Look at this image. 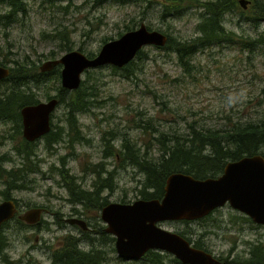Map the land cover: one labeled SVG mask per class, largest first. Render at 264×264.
<instances>
[{
  "label": "rangeland",
  "instance_id": "rangeland-1",
  "mask_svg": "<svg viewBox=\"0 0 264 264\" xmlns=\"http://www.w3.org/2000/svg\"><path fill=\"white\" fill-rule=\"evenodd\" d=\"M26 1L25 14L19 15L16 21L6 27L0 25V65L8 67L9 74L19 64L28 66L34 63L39 67L53 58H48L50 55L47 53H52L55 58L61 57L67 52L61 49L63 41L60 39L65 32L71 50L81 48L79 51L84 54H97L103 45L102 40L107 37H111L107 41L118 38L119 32L126 31V25L137 29L140 23H144L162 33L163 30L168 32L172 38L188 40L195 36V25L200 19L199 6L190 4L184 7L183 14L178 18H162L161 7L168 4L167 0H154L147 8L146 2L120 4L113 0H104L100 4H95L94 0H54L53 3L48 0ZM193 1L194 4L203 3V0ZM246 8L235 7L236 13L225 14L222 23L228 30L250 39L264 32V22L257 23L256 27L245 20L253 14ZM6 9L5 6L0 7L2 12ZM51 35H56L55 40H50ZM143 52L145 57L133 59L138 69L129 78L121 76L120 72L114 73L109 66L88 68L81 74L82 80L88 78V83H96L98 99H104L102 107L92 105L88 112L77 113V123L80 124L82 134L90 139L88 144H71L69 136H61L51 149L43 147V139L34 146L38 157L42 159L41 172L30 176L33 179L31 188L17 193L8 192V196L42 205L49 209V213L42 215L40 225L27 227L12 222L5 227L8 246L4 253L14 264L49 263L50 249L59 247L64 235L70 233L76 236L81 229L66 221L68 217L78 215L69 214L72 204L66 198L62 178L55 169L64 160L69 172L75 174L77 181L87 188L93 176L83 174L81 168L85 164L103 161L110 169L114 168L117 161L113 164L112 158H103L101 155L100 134L105 133V129L115 128L127 132L130 138L141 143L145 136L134 125L141 118L150 117L158 131L168 133H184L189 124L219 128L232 121L245 123L264 119V46L251 50L226 43L206 47L190 56L189 64H184L169 49L145 46ZM25 58H29L27 63H24ZM8 76L0 79L1 96L8 91L10 81L4 80ZM59 83L48 76L45 82L39 84L40 87L34 86L33 89L38 98L46 100L45 94H56ZM64 106H58L52 119L59 125L69 127L68 109L65 106L64 115ZM10 125L0 118V155H6L10 160H1L0 165L16 168L21 159L17 154L18 139L11 137L13 130ZM199 126L196 128L206 129ZM57 128L60 129L59 126ZM115 169L114 190L110 194L104 191L103 194H108L109 201L135 200L139 196V176L130 166L119 165ZM3 182H0V201L6 194L2 192ZM25 183L28 184V181ZM77 207L80 208V205ZM57 211L62 214L56 216ZM95 213V210H90L82 216L89 224V240L94 244L85 239L79 240L78 249L90 252L92 248H101L106 251L109 264H140L139 260L119 259L116 251L111 249L114 242L106 240L102 243V238L95 231L100 226L104 229L106 224L99 217L100 211L98 217ZM242 215L226 204L200 223L163 221L160 225L171 231L184 232L193 239L204 233L202 240L214 251L222 253L231 246L232 237L236 238V228L225 232V222L230 223V219L238 221L236 217ZM239 222V226H234L246 231H252L256 225L242 220ZM246 231L240 233L241 236L254 240L256 235L246 234ZM226 235H230V240L224 238ZM259 239L264 244V227L260 228ZM237 244L238 249L246 247L240 242ZM172 258V255L167 256L166 264H180L172 261ZM107 262L104 260L103 264ZM57 263L60 264V261Z\"/></svg>",
  "mask_w": 264,
  "mask_h": 264
},
{
  "label": "trees",
  "instance_id": "trees-1",
  "mask_svg": "<svg viewBox=\"0 0 264 264\" xmlns=\"http://www.w3.org/2000/svg\"><path fill=\"white\" fill-rule=\"evenodd\" d=\"M48 1L53 3L54 0ZM103 1L94 0L95 4H100ZM113 1L120 4L146 2V8L154 2V0ZM167 1L168 4L161 7L160 16L162 18L180 16L183 14L184 7L189 4L199 6L200 19L195 25L194 37L188 40H180L176 37L172 38L168 32L163 30L168 39L161 48L174 51L184 64H189L190 56H193L200 49L223 43L234 46L240 45L247 50L264 46V32H259L255 37L248 39L235 31L228 30L222 23V17L225 14L227 16L236 13L235 7L242 8L239 5V0H203L201 4H194L193 0ZM2 6L7 7L5 11H0V25L4 27L16 21L19 15H23L27 11L26 0H0V7ZM247 8L253 14L250 19L246 18L245 20H249L248 22H252L256 27H258L257 23L264 22V0H249ZM125 28L127 31L132 29V26L126 25ZM148 28L151 27L148 26ZM59 34L61 35V32ZM121 34L122 32L118 33L119 36ZM54 36L56 37V35H51L50 40H55ZM110 38H104L102 42L104 43ZM60 39L63 41L61 49L65 51L71 50L72 47L69 45L66 32L63 36H60ZM86 54L89 57L95 55L92 52H87ZM46 55H50L48 58L55 57L52 53H47ZM145 56L146 54L141 49L137 52L135 58L142 59ZM27 60L29 58H25L24 63H27ZM15 62L17 64V61ZM34 67H37V64L30 63L28 66L25 64L15 65L12 69L13 72L11 70L9 76L4 79L10 81L7 93L3 96L0 95V118L11 124L10 126L13 130L11 137L18 139L17 148H19L18 152L21 159V163L16 169H7L0 165V177L5 176L6 178L5 192H19L31 188L33 179L30 176L41 172L40 161L42 159L38 157L37 150L34 149L37 144L34 141H26L25 138L21 137L19 109L25 104L40 99L33 88L34 86L40 87L39 84L45 82L48 76H51L59 83L60 71L52 69L49 72H42L38 67ZM109 67L113 69L114 73L120 72L121 76L126 78L135 75L138 69L134 64V60L122 68ZM89 80L88 78L82 80L79 87L72 91L62 88L60 83L57 85L55 96L68 109L67 121L71 125H69L68 129H64L63 126L53 121L49 132L42 136L45 149H51L61 136H69L68 139L71 144L84 145L89 143L90 139L82 134L80 124L73 118L74 114L83 113V111L88 112L92 105L102 107L104 103L103 98L98 99L96 83L94 81L88 83ZM50 96L51 94H45L47 98ZM65 113L66 111H64V115ZM134 125L135 128L141 129L145 136L141 143L130 138L127 132L119 131L115 128L105 129V133L100 134L102 157L112 158L113 164L115 163L114 161H117V163L112 169L103 161L85 164L82 168L83 174H92L93 176L89 187L86 188L77 181L78 177L69 172L64 160H61V165H57L58 168L55 171L57 170L58 175L62 178L67 192L66 198L72 204L74 212L84 215L90 210H95L98 217V210L100 211L109 202L108 194L114 190L116 185L115 168L119 165L132 167L139 176L137 182V186L139 185V196L136 199H150L163 196L166 179L172 173H189L196 178L215 177L222 173L223 167L229 160L254 153H260L264 157V119L245 123H241L239 120L232 121L225 127L219 128L189 124L184 133L158 131L150 117L141 118ZM58 126L60 129L57 128ZM196 126L206 129H199ZM155 145L157 146L156 148ZM6 158L5 155H0V162L1 159ZM108 164L112 163L109 162ZM26 180L28 184L25 183ZM104 191H107L108 194H103ZM120 202L128 203L130 201L121 199ZM76 205H80V208H76ZM210 214L205 216L203 220L207 219ZM12 222L17 224V220H15L5 223L4 227L9 226ZM179 222L191 223L189 220ZM87 225L89 227L88 223ZM95 232L102 238L103 244L106 240L109 242L114 241V237L105 233L102 226ZM178 233L191 241L195 247L209 251L208 244L201 238L204 233H200L195 239H192L190 235L186 236L184 232ZM90 236L88 231L81 229L76 233V236H72L70 233L64 235L62 244L55 252H52V257H54L52 263L59 264L57 262L60 261V264H103L104 260L107 262L106 251L101 248H92L90 252L78 249L79 240L85 239L94 244L89 240ZM102 243L99 242L100 245ZM7 246L6 236L4 235L2 239L0 233V252L5 250ZM111 249L115 251L113 244H111ZM167 256H169L168 253L149 250L139 261L140 264H166L165 258ZM172 261L178 260L173 257ZM224 264H264V244L261 240L252 244L249 258L236 257Z\"/></svg>",
  "mask_w": 264,
  "mask_h": 264
},
{
  "label": "water",
  "instance_id": "water-1",
  "mask_svg": "<svg viewBox=\"0 0 264 264\" xmlns=\"http://www.w3.org/2000/svg\"><path fill=\"white\" fill-rule=\"evenodd\" d=\"M245 8L247 0H240ZM167 36L144 23L128 30L116 39L103 43L94 57H87L79 50H70L61 57L40 65L49 71L60 64V83L68 90L76 89L81 74L88 68L113 65L121 68L133 60L146 45L163 46ZM9 69L0 66V79ZM58 103L57 97L23 106L20 110L23 136L30 141L49 130L51 111ZM229 204L245 213L255 223L264 225V158L260 154L244 156L228 162L217 177L195 178L186 173L170 174L161 198H138L129 203L110 202L100 212L107 225L105 231L115 237L117 255L124 260H138L148 250H160L172 254L182 264H220L211 253L194 247L179 233L167 230L159 224L163 221L195 220L215 208ZM43 208L36 207L19 215L28 224L40 220ZM17 209L12 200L0 203V227L12 218ZM67 222L85 227V221L71 217Z\"/></svg>",
  "mask_w": 264,
  "mask_h": 264
},
{
  "label": "flooded vegetation",
  "instance_id": "flooded-vegetation-1",
  "mask_svg": "<svg viewBox=\"0 0 264 264\" xmlns=\"http://www.w3.org/2000/svg\"><path fill=\"white\" fill-rule=\"evenodd\" d=\"M51 59H55V57H53V58H51ZM50 60V59H49ZM39 68V70H41L40 69V66L38 67ZM60 68H61V66L60 65H58V66H56L55 68H53V69H58L59 71H60ZM42 71V70H41ZM37 102H39V100L38 101H35V102H33V103H37ZM29 104H31V103H29ZM26 105V104H25ZM59 105H63L64 106V104H63V102L62 103H59L58 104V106ZM24 106V105H23ZM58 106L57 107H55L54 109L56 110L57 108H58ZM53 109V111H52V113H54V110ZM20 110H21V108H20ZM63 111H66V108H65V106H64V109H63ZM50 114V118H49V124H50V128H51V124H52V122H53V119H52V115L53 114ZM21 115V114H20ZM19 115V117H20V122H21V124H20V131H21V137H23V138H25L24 136H23V132H22V130H23V124H22V118H21V116ZM73 118L74 119H76L77 120V114H74V116H73ZM62 126V125H61ZM64 127V129H68V126H63ZM10 128H11V126H10ZM12 129V128H11ZM50 130V129H49ZM41 139H43V137H41V138H38V139H36V140H34V142H35V144H37ZM25 140H26V138H25ZM27 141V140H26ZM30 141V140H29ZM43 142H44V140H43ZM18 155H19V153H17ZM6 156V155H5ZM2 161H4V162H9L10 160H9V158L7 157L6 159H1ZM3 167V166H2ZM4 168H6V167H4ZM83 168V167H82ZM82 168H81V170H82ZM7 169H16L15 167H10V168H7ZM3 179H5V176H2V177H0V182H1V184H2V182H3ZM3 184H4V188H5V181L3 182ZM3 193H6L5 194V196L3 197V198H1V201L0 202H2V201H7V200H12L13 201V203H14V206H15V208L17 209V211L15 212V214H14V216L11 218V221H15V220H17V223H20V224H23V225H25V226H27V227H32V226H34V225H30V224H26L25 222H23V220L22 219H20L19 218V215H21V214H23L24 212H26L27 210H30V209H32V208H35V207H42L44 210L42 211V213H41V215H43V214H47V213H49V209L48 208H46V207H44V206H42V205H35V204H33V203H30V202H27V201H25L24 199H21V198H17V197H14V196H12V195H9L8 196V192H5V190H3L2 191ZM19 192H21V191H19ZM15 193H17V191L15 192ZM70 213L69 214H72V215H78V216H73V217H76V218H79V219H83L82 218V216H83V214H78V213H76V212H74L73 210H72V206H71V210L69 211ZM60 214H62V213H60V212H58L57 211V213H56V216H60ZM96 214V213H95ZM95 214H93V215H95ZM69 218V217H68ZM204 218V217H203ZM203 218H200V219H197V220H192L191 222H202L203 221ZM62 219H66V218H62ZM236 219H238V221H236L235 219H234V221H232L233 219H230V223H228L227 221L225 222V224H224V229H225V232L226 231H229V230H231L232 228H236V238L235 237H232V239L230 240V235H226L224 238H226L227 240H230L231 241V246L226 250V251H222V253H218V252H216V251H214V249H212V247L211 246H209L208 245V250L209 251H207V252H209V253H211L215 258H217L219 261H220V264H224V263H226L228 260H232V259H234V258H236V257H238V258H249V256H251V245L252 244H255V243H257V242H259L260 241V239H259V231H260V228L261 227H264L263 225H260V224H257V223H255V222H253L248 216H246V215H242V216H240V217H236ZM84 220V219H83ZM239 220H242V221H244V222H247V223H250V224H253V223H255L256 225H255V227H253L252 228V231H246L245 229H237V227L239 226V224H240V222H239ZM87 222V221H86ZM216 222V221H215ZM235 224H234V223ZM214 225H216V223L214 224ZM234 225H238V226H234ZM88 225H85V227H80L81 228V230H85V231H87L88 229H89V227H87ZM4 229H5V227H4V225H3V227L0 229V233H1V238L3 239V236L5 235L4 234ZM244 231H246V234H254V235H256V237H255V239L254 240H252V239H250L249 237H243V236H241V234L240 233H242V232H244ZM226 234V233H225ZM186 235V234H185ZM6 236V235H5ZM186 238V237H185ZM187 239V238H186ZM193 239V238H192ZM188 240V239H187ZM6 241H7V237H6ZM191 242V241H190ZM238 242H240V243H242V244H244V245H246V247H244L243 249H238ZM191 245H193V243L191 242ZM194 246V245H193ZM195 247V246H194ZM197 248V247H196ZM58 249V247L57 248H55V249H53V250H51L50 249V253H49V263H45V264H53L52 263V261H53V259H52V252H55L56 250ZM199 249H201V248H199ZM5 252V250H2L1 252H0V264H14L13 262H11L10 260H9V258L7 257V255L4 253Z\"/></svg>",
  "mask_w": 264,
  "mask_h": 264
},
{
  "label": "bare ground",
  "instance_id": "bare-ground-1",
  "mask_svg": "<svg viewBox=\"0 0 264 264\" xmlns=\"http://www.w3.org/2000/svg\"><path fill=\"white\" fill-rule=\"evenodd\" d=\"M175 173H177V172H175ZM181 173H184V172H181ZM186 174H188V173H186ZM261 255V254H260Z\"/></svg>",
  "mask_w": 264,
  "mask_h": 264
}]
</instances>
